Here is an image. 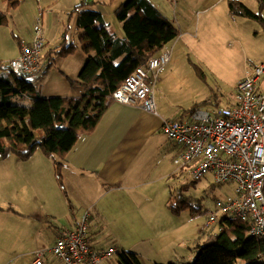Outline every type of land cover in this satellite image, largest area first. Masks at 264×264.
I'll list each match as a JSON object with an SVG mask.
<instances>
[{
	"label": "crops",
	"instance_id": "1",
	"mask_svg": "<svg viewBox=\"0 0 264 264\" xmlns=\"http://www.w3.org/2000/svg\"><path fill=\"white\" fill-rule=\"evenodd\" d=\"M80 1L48 0L45 10L41 0H37V8L42 12H47L55 4L59 8L48 16L40 15L44 45L39 59L40 70L33 77L35 85H30L33 94L43 97L83 95V87L75 80L87 55L76 53L71 64L64 62L76 48L72 43L73 36L76 33L78 40L81 33L72 12ZM88 1L96 2L95 9L107 24L108 31L118 37L123 36L120 25L115 27L105 20V17L113 15L119 4L108 8L112 0ZM219 1L210 0L209 7ZM150 2L155 6L152 0ZM53 24H56V32L50 37L49 30ZM62 40L65 46L73 47L67 54L55 55L54 51ZM18 50L19 45L8 60L15 58ZM162 51H166L165 48L158 53ZM59 57L65 58L61 59V66H56L55 58ZM263 59L264 54L258 62ZM165 68L167 64L157 70L159 81ZM153 96L154 112L112 100L92 130H80L75 145L62 159L64 191L55 181L54 160L50 156L46 157L39 149L24 161L9 154L15 160L16 181H9L5 170L0 177V264H32L35 250L45 251L44 264H61L49 249L59 234L74 227L85 212L88 214L91 245L96 249L115 248L112 258L99 264H119L118 250L136 253L141 263L189 261L200 244L198 234L206 237L219 231V224L216 230H208L205 224L187 230L181 228L171 218H179L185 208L172 212L167 199L166 213L159 204L165 191V184L159 181H167L166 178L179 170L173 159L179 156L181 147L161 131L163 121L171 119L174 112L164 106V92L156 88V84ZM30 102L31 98L27 97L25 103L29 105ZM7 156L0 157V161H7Z\"/></svg>",
	"mask_w": 264,
	"mask_h": 264
},
{
	"label": "trees",
	"instance_id": "2",
	"mask_svg": "<svg viewBox=\"0 0 264 264\" xmlns=\"http://www.w3.org/2000/svg\"><path fill=\"white\" fill-rule=\"evenodd\" d=\"M257 1L258 9L264 6V0ZM95 4L81 0L72 10L81 30V48L87 55L75 80L84 89L82 96L33 94L29 76H17L0 63V157L14 154L26 159L39 149L54 160L61 188L62 159L75 145L80 130H92L124 78L178 36V28L150 0H124L117 6L113 14L120 23L121 37L108 31ZM228 10L239 16L261 17L259 11L255 14L241 2H230ZM4 23L6 13L0 11V25ZM72 47L62 40L54 53L62 56ZM24 96L31 98L29 105L16 100L27 98ZM167 205L175 213L189 207L177 197H169ZM218 224L219 231L209 233L197 245L192 261L168 264H264V242L248 233V221L223 216ZM117 259L119 264H142L136 253L125 250L117 251Z\"/></svg>",
	"mask_w": 264,
	"mask_h": 264
},
{
	"label": "rangeland",
	"instance_id": "3",
	"mask_svg": "<svg viewBox=\"0 0 264 264\" xmlns=\"http://www.w3.org/2000/svg\"><path fill=\"white\" fill-rule=\"evenodd\" d=\"M123 1L112 0L111 7L108 8H114ZM152 1L156 9L178 28V36L163 46L170 54V61L163 70L161 81H159L160 76L156 75L154 83V88L156 84V88L164 92V106L174 112L170 118L179 120L195 108L212 113L216 108L230 106L233 103L237 82L245 75L246 69L259 63V59L264 54V6L258 9L257 0H220L210 7L208 3L210 0ZM10 2L11 0H0V10L6 13V23L0 25L1 66L6 65V61L17 50L21 40H31L36 19H41L42 13L48 16V13L56 12L59 8L55 4L51 5L47 12H42L37 8V0H17L15 4ZM47 2L48 0L40 2L45 10L48 8ZM230 2H241L253 13L257 14L259 11L261 17L249 18L231 14L227 6ZM67 18L68 15L66 22ZM105 20L115 27L120 25L114 14L105 17ZM41 29L44 40L42 24ZM49 31H51L50 37L53 36L56 32V24H53V28ZM79 42L75 33L72 43L76 48L68 54L70 55L67 56L68 58L61 57V59L65 58L64 62L71 64L76 58L73 56L76 53L86 54L79 46ZM80 44L82 45L81 42ZM61 59L55 58L56 66L62 65ZM27 80L31 86L35 85L33 77H28ZM16 100L26 104V98L17 97ZM7 155H5L7 161H0V177L5 170L8 172L9 181H16L15 160L13 156ZM166 180L159 181L160 184H165V191L159 199L162 209L168 213L166 200L169 197L180 198L189 205L180 212L179 218L171 219L187 230L192 226L201 227L205 224L207 211H211L216 214L217 221L207 229L218 228V220L224 215L215 208V201H230L235 194V182L216 183L211 175L193 180L185 169L181 168ZM61 189L64 191L63 187ZM198 238V243H203L206 237L198 234ZM188 260L192 261L193 257ZM142 264L150 263L144 261Z\"/></svg>",
	"mask_w": 264,
	"mask_h": 264
},
{
	"label": "built area",
	"instance_id": "4",
	"mask_svg": "<svg viewBox=\"0 0 264 264\" xmlns=\"http://www.w3.org/2000/svg\"><path fill=\"white\" fill-rule=\"evenodd\" d=\"M44 45L40 19L37 18L28 42H19L15 58L7 69L17 76L34 77L40 70ZM169 53L162 51L132 70L112 93V100L138 105L154 112V82L157 70L166 65ZM233 103L213 112L194 109L179 120L165 119L162 133L181 147L173 163L185 169L193 180L211 175L216 183L235 182L234 197L215 201L224 216L248 221V233L264 242V59L245 70L234 89ZM208 211L205 226L217 221ZM88 214L74 227L61 232L49 252L61 264H99L115 253L113 246L94 248L88 237ZM44 250H35L32 264H44Z\"/></svg>",
	"mask_w": 264,
	"mask_h": 264
}]
</instances>
